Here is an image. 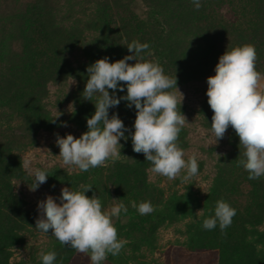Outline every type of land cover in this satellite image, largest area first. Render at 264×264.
<instances>
[{
    "label": "rangeland",
    "instance_id": "rangeland-1",
    "mask_svg": "<svg viewBox=\"0 0 264 264\" xmlns=\"http://www.w3.org/2000/svg\"><path fill=\"white\" fill-rule=\"evenodd\" d=\"M27 1L0 0V54L18 46L20 22L14 13ZM38 1L45 32L52 37L51 49L62 48L73 67H83L92 53L103 48L115 53L106 24L130 30L126 22L132 18L144 25L140 33H130L138 39L151 38L148 44L152 55L146 58L159 61L166 75L176 74L177 86L183 93L181 111L188 121L177 143L185 151V159L196 154L199 170L188 179H184V170L175 179L153 173L144 155L133 151L130 132L134 131L136 109L130 113L132 107L128 108L123 100L109 109V115L117 113L129 129L125 133L128 139L120 140V158L108 159L103 166L86 172L75 165H64L56 144L57 134L79 137L87 131L89 117L83 103L89 100L82 98L86 81H81L80 76L51 80L44 107L51 117L57 111L62 115L56 123L41 125L31 136L33 141L25 139L16 149L21 160L26 155L34 158L33 168L47 169V182L31 191L32 177L22 167V176L9 178L16 197L10 203L3 202L0 185V249L9 252L7 264H42L41 253L50 251L57 253L54 264H91L90 253L62 245L51 230L44 233L35 228L40 200L52 195L59 203L63 187L78 189L85 184L93 186L86 195L91 197L95 192L102 209L110 210L121 201L128 208L127 213L113 217L118 239L128 243L119 255L108 254L101 264H264V176L248 179V172L239 164L245 159V149L231 126L216 143L211 129L213 111L206 95L207 78L215 74V66L226 49L255 45L256 70L264 77V27L258 25L251 1L200 0L198 10L192 0ZM151 10L157 12L158 23ZM144 28L149 36L143 34ZM156 38V44L152 43ZM1 60L2 55L0 64ZM120 94L117 90L116 95ZM4 104H0L3 129L25 135L26 121ZM64 122L67 127L62 126ZM224 181L231 186L228 190V185L222 186L218 192L216 183ZM212 195H219L236 209L231 225L223 233L219 224L212 230L202 227L203 220L213 212L208 208ZM133 201L137 205L151 201L155 211L141 215L132 207ZM8 205L13 219L23 227L12 230L19 237L6 247L3 238L8 233ZM22 210L28 214H21Z\"/></svg>",
    "mask_w": 264,
    "mask_h": 264
},
{
    "label": "clouds",
    "instance_id": "clouds-1",
    "mask_svg": "<svg viewBox=\"0 0 264 264\" xmlns=\"http://www.w3.org/2000/svg\"><path fill=\"white\" fill-rule=\"evenodd\" d=\"M192 2L197 10L201 7L200 0ZM126 46L129 54L123 58L110 62L105 56L87 66L88 78L82 98L92 101L95 111L87 118V131L79 137L71 133L57 134L59 156L64 165H75L84 172L103 166L108 159L118 160L123 147L120 140L128 139L125 133L129 129L117 113L110 116L109 109L123 100L128 108L134 105L136 109L134 131L130 132L133 151L144 155L145 161L152 165L151 171L168 179H175L182 170L186 172L184 179L196 175L199 170L196 154L185 159V151L177 143L188 121L181 111L183 93L177 86L176 74L166 75L159 61L146 58L152 55L148 43L133 40ZM256 60V47L251 43L226 49L215 66V74L207 78L206 92L213 111L214 139L217 143L229 126L234 129L239 145L245 149V159L239 164L248 172L250 180L264 176V77L256 70ZM72 83L76 81L73 79ZM125 85L126 94L117 96V90L124 92ZM61 115L57 111L50 121L56 123ZM62 126L67 127V123ZM33 159L31 155L24 156L21 167L32 177L30 190L36 191L50 174L47 169L33 168ZM92 187L90 184L78 189L63 187L59 203L52 195L40 200L35 228L44 233L51 230L62 245L79 253H90L91 264H101L108 254L119 255L128 243L118 239L113 223V217L127 213L128 208L121 201L110 210L102 209L95 192L91 197L86 195ZM132 207L141 215L155 211L151 201H142L139 205L133 201ZM235 215L236 209L219 199L214 214L203 220L202 227L212 230L219 224L223 233ZM56 257L55 251L42 252V264H54Z\"/></svg>",
    "mask_w": 264,
    "mask_h": 264
},
{
    "label": "trees",
    "instance_id": "trees-1",
    "mask_svg": "<svg viewBox=\"0 0 264 264\" xmlns=\"http://www.w3.org/2000/svg\"><path fill=\"white\" fill-rule=\"evenodd\" d=\"M247 2L248 0H244ZM253 4V12L257 15L258 25L263 24L264 27V0H250ZM19 20V30L21 36H18L16 48H10L6 54L2 55L3 60L0 64V104L5 103L3 106L12 109L26 121L25 135H15L14 132H9V129H3L0 124V185L4 191L2 198L3 202L10 203L16 197L12 191L10 184V177H20L23 175L21 167V158L17 152V147L23 143L33 141L31 137L39 127L43 124L51 123V117L48 115L44 107L43 99L47 91V83L54 79H64L71 75L80 76L81 81L87 80V66L93 64L97 59L107 56L110 62L119 60L125 55H128L127 44L133 40L141 43H151V38L140 36L136 38L134 34L140 33L139 29L144 27L141 22L127 19L126 22L129 26L125 27H110L106 24L104 28L106 32L111 35L110 46H113L115 53H112L108 48L101 49L98 52L91 54L89 60L84 63L83 67H73L69 58L62 48L58 51L51 49L52 37L49 36L44 29L43 19L44 15L38 0H29L26 5L14 13ZM151 14L155 23L159 22L157 12L151 10ZM134 31V34L130 33ZM148 29H143V34H148ZM149 36V34H148ZM160 38V37H158ZM19 39V40H18ZM156 40L152 43L156 44ZM68 44V40L66 42ZM153 44V45H154ZM102 51V52H101ZM133 63V61H129ZM162 64V63H161ZM123 84V82H121ZM124 92L120 96L126 94V85ZM83 108L85 115L90 117L94 114L95 105L92 101L84 102ZM135 113V106H132L130 113ZM130 116H126L129 118ZM183 134V129L179 136ZM221 191L222 186L228 185L225 190H228L231 184L224 181L216 183ZM221 199L219 195H212L210 197L209 210L213 211L216 202ZM194 202L196 198L192 199ZM1 201V198H0ZM5 212L6 221L8 222V233L3 238L4 246L12 245L19 237L13 234V229H22V224L12 217V208L8 205ZM21 214H28L27 211L22 210ZM9 252L5 249H0V264H7L6 260Z\"/></svg>",
    "mask_w": 264,
    "mask_h": 264
}]
</instances>
